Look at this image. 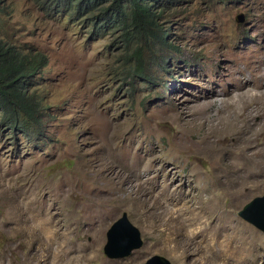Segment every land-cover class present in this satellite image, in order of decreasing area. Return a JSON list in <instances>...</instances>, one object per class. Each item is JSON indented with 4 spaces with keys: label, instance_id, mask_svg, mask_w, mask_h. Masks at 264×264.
<instances>
[{
    "label": "rangeland",
    "instance_id": "1",
    "mask_svg": "<svg viewBox=\"0 0 264 264\" xmlns=\"http://www.w3.org/2000/svg\"><path fill=\"white\" fill-rule=\"evenodd\" d=\"M156 7L174 50L155 46L139 75L117 38L91 39L84 18L5 0V38L48 56L35 89L50 119L42 137L0 123V264H145L156 255L171 264H216V239L227 232L250 237L253 264H264V232L239 216L264 195V174L241 167L227 174L225 160L235 153L219 163L199 154L206 132L179 123L209 102L208 125L229 112V100L240 105L247 90L264 91V0H157ZM254 110L249 136L264 149V133H256L264 99ZM124 213L144 245L110 259L107 233Z\"/></svg>",
    "mask_w": 264,
    "mask_h": 264
},
{
    "label": "trees",
    "instance_id": "2",
    "mask_svg": "<svg viewBox=\"0 0 264 264\" xmlns=\"http://www.w3.org/2000/svg\"><path fill=\"white\" fill-rule=\"evenodd\" d=\"M47 15L64 18H84L90 38H117L124 58L133 65L136 74H145L144 60L153 54L155 46L174 50L161 27L162 11L157 0H32ZM4 0H0V26L5 15ZM169 33V32H168ZM49 63L48 56L37 50L26 55L6 39L0 28V123L14 134L42 137L50 114L45 101L35 89L36 79Z\"/></svg>",
    "mask_w": 264,
    "mask_h": 264
},
{
    "label": "bare ground",
    "instance_id": "3",
    "mask_svg": "<svg viewBox=\"0 0 264 264\" xmlns=\"http://www.w3.org/2000/svg\"><path fill=\"white\" fill-rule=\"evenodd\" d=\"M263 78L264 77H262V79ZM263 81L258 83L261 88H264ZM246 84L249 85V83H246ZM243 87H245V86H243ZM256 87L258 89V86H256ZM243 96L245 97V100L241 101L240 105H238V101H236L235 99L231 100V102L229 100V102H228V106L230 108V109H228L229 112H226L227 110L226 111H221L220 115L222 114L223 117H221V116L220 117L222 119L218 118L217 120H215L218 117L215 114H214V116H210L207 119L208 122H206L208 125H205V122L202 121V118L205 116L204 112H206V113L208 112L207 111L208 110L207 109L208 108L207 105H209V102H206L201 107L198 106V108H196L194 111H192V119H189V120L188 119L187 120L184 119V120H182V122H179V123H181V126H183V127H187L189 125H191V126L193 125L192 126L193 131L197 130V131L206 132L205 138L201 142L196 143V149H197V152L199 154L206 155L211 160H213L214 162H218L219 163V161H221V159H222L221 156H222L223 153H225V152L226 153H232V152L235 153L234 155L236 156V158L232 157L230 155L233 159L235 158L234 160L233 159H231V160L230 159H226L225 160V166L227 168V174H228V171H232L233 172V171L239 170L240 169L239 167H241L242 170L243 169H247L248 171L256 172L257 174L258 173L264 174V149H261V148H260L261 150L258 149V147H260V146H256L254 144L255 141L252 138L253 136L252 137L249 136V131H251V128H253L252 127L253 125L251 124V120L250 119H252L251 118L252 116L256 115L257 112H255L254 108L257 109V107L259 106L261 100L264 99V91L250 93L247 90L245 93H243ZM223 104H225V103H223ZM253 106H254V108H253ZM197 109L198 110L201 109L203 114L199 115L200 113H198V111L196 112ZM248 112L251 115L248 114L249 115L248 116L247 115ZM208 114H210V112H208ZM196 115H197L198 118H196ZM188 118H189V116H188ZM173 120H174V116H173ZM249 120H250V122H248ZM180 121H181V119H180ZM245 122L249 123L250 125L245 124ZM178 125H180V124H178ZM184 132L190 133L188 130H184ZM197 133H199V132H197ZM256 133H258V134L259 133H261V134L264 133V125L259 127V131L257 130ZM212 135L215 136V138L212 139V138L209 137V136H212ZM229 138H230V140H231V138H235V140H233L234 141L233 144H231L232 143L231 141H228ZM233 145H237L239 147V149H236ZM176 146H180V145L177 144ZM183 146H182V148H183ZM109 149H110V146H109ZM111 150L112 149H110V152H108V151L107 152L109 154L113 153V152H111ZM255 159H259L260 162L259 163H255L254 162ZM241 161H243L244 163H241ZM132 166L134 167V165H132ZM224 169H225V167H224ZM220 172H222V171H220ZM219 178L220 177H218V179ZM143 185H144V183H138V184L133 185V188L135 190H140L143 187ZM228 186H229V184H228ZM129 190H130V188H129ZM192 213H194L193 214L194 216H199V212L197 210H194V212L192 210ZM191 216H192V214H191ZM194 216H193V218H194ZM200 217H201V215H200ZM47 224H48V222L46 221V223L44 224L46 226V229H47ZM55 228H56V226H55ZM205 229H207V226H205L203 228V230H205ZM57 232L58 231L54 230V228H53V230L51 231V235L48 237L47 245L51 244V242L56 238L55 237L53 239L54 235L57 234ZM45 234H48V233H45ZM221 235H222V233L220 234L219 238L216 239L218 241L217 244L219 245V247H218L219 250L217 252L218 259L215 258V259H217L216 264H253V257H252L253 254H252V252H253V247L254 246L253 245H252L253 247L251 246V241L252 242H254V241L251 240L250 237H245L244 238V235H242V236H240L242 238L241 239L239 236H237V234H235V235H231L230 234V236H228L229 235L228 232L225 235H223V236H221ZM237 237H239V238L236 239ZM64 245H66V244H64ZM57 246L60 247V245H57ZM61 252H59V254ZM96 256H97V254L95 255V258H96Z\"/></svg>",
    "mask_w": 264,
    "mask_h": 264
},
{
    "label": "water",
    "instance_id": "4",
    "mask_svg": "<svg viewBox=\"0 0 264 264\" xmlns=\"http://www.w3.org/2000/svg\"><path fill=\"white\" fill-rule=\"evenodd\" d=\"M243 17L238 19L242 23ZM239 216L258 230L264 232V195L256 197L246 204L239 212ZM144 245L140 230L132 224L128 215L124 213L107 233V244L104 248L106 256L110 259H120L131 256ZM145 264H171L163 256L156 255Z\"/></svg>",
    "mask_w": 264,
    "mask_h": 264
},
{
    "label": "clouds",
    "instance_id": "5",
    "mask_svg": "<svg viewBox=\"0 0 264 264\" xmlns=\"http://www.w3.org/2000/svg\"><path fill=\"white\" fill-rule=\"evenodd\" d=\"M5 1V0H4ZM38 7V6H37ZM39 8V7H38ZM4 9H5V3H4ZM40 10V9H39ZM6 11V10H5ZM42 11V10H41ZM51 16V15H50ZM61 16H63V15H61ZM52 17V16H51ZM58 17V16H57ZM11 42V41H10ZM12 44H14L13 42H11ZM15 45V48H17V49H19L21 52H23L25 55H26V52H28L29 54H30V50L31 49H28V48H26L25 46H19V45H17V44H14ZM40 76H38V78H39Z\"/></svg>",
    "mask_w": 264,
    "mask_h": 264
}]
</instances>
